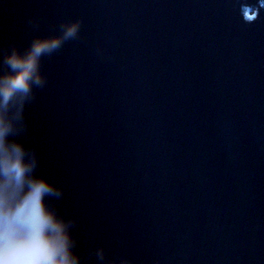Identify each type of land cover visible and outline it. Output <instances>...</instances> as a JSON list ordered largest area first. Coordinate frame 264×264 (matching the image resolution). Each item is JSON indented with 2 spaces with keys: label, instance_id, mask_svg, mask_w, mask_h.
Returning <instances> with one entry per match:
<instances>
[{
  "label": "water",
  "instance_id": "obj_1",
  "mask_svg": "<svg viewBox=\"0 0 264 264\" xmlns=\"http://www.w3.org/2000/svg\"><path fill=\"white\" fill-rule=\"evenodd\" d=\"M75 21L19 140L77 252L264 264V0H0V46Z\"/></svg>",
  "mask_w": 264,
  "mask_h": 264
},
{
  "label": "clouds",
  "instance_id": "obj_2",
  "mask_svg": "<svg viewBox=\"0 0 264 264\" xmlns=\"http://www.w3.org/2000/svg\"><path fill=\"white\" fill-rule=\"evenodd\" d=\"M80 27L79 21L61 23L59 34L33 37L23 50L0 46V264H131L103 247L77 252L76 221L65 219L55 203L63 190L36 175V149L19 140L28 130L25 108L48 82L43 59L78 39Z\"/></svg>",
  "mask_w": 264,
  "mask_h": 264
},
{
  "label": "snow or ice",
  "instance_id": "obj_3",
  "mask_svg": "<svg viewBox=\"0 0 264 264\" xmlns=\"http://www.w3.org/2000/svg\"><path fill=\"white\" fill-rule=\"evenodd\" d=\"M249 19H252V17H248Z\"/></svg>",
  "mask_w": 264,
  "mask_h": 264
}]
</instances>
